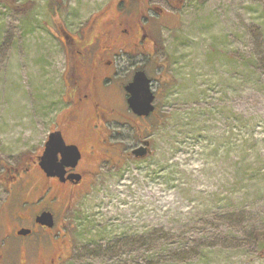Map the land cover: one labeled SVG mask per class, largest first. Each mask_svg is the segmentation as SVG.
<instances>
[{"label": "rangeland", "instance_id": "374dc122", "mask_svg": "<svg viewBox=\"0 0 264 264\" xmlns=\"http://www.w3.org/2000/svg\"><path fill=\"white\" fill-rule=\"evenodd\" d=\"M144 1L165 11H148L155 51L139 63L156 110L108 123L119 148L69 213L63 264H264V0ZM129 2L133 16L138 0H0V182L67 114L60 27L80 36ZM141 132L150 153L136 158Z\"/></svg>", "mask_w": 264, "mask_h": 264}, {"label": "flooded vegetation", "instance_id": "af4514ba", "mask_svg": "<svg viewBox=\"0 0 264 264\" xmlns=\"http://www.w3.org/2000/svg\"><path fill=\"white\" fill-rule=\"evenodd\" d=\"M138 1L135 15L128 16L126 11L130 2L126 7L120 3L115 6V18L99 22L107 13L103 11L80 36L60 27L57 36L60 34L66 51L64 100L68 111L53 131H61L67 145L78 147L80 159L75 167L65 166L63 173L46 172L39 163L46 141L37 158L5 167L0 182L4 192L0 204V264H63L71 252L66 233L69 213L83 186L97 173L93 167L109 160L119 148L108 141L111 135L108 123L147 118L130 110L125 86L138 70H145L139 66L144 56H151L155 51L156 39L149 32L148 23L152 19L148 11L157 10L159 17L165 11L150 2ZM177 2L183 0H173ZM131 67L130 80L121 87V98L114 81L120 71ZM85 118L88 130L80 133V140L69 139V134L76 132ZM141 134L130 155L134 149L144 146ZM61 160L62 155L58 153V161ZM44 214L51 215V225L42 219Z\"/></svg>", "mask_w": 264, "mask_h": 264}, {"label": "water", "instance_id": "95a60500", "mask_svg": "<svg viewBox=\"0 0 264 264\" xmlns=\"http://www.w3.org/2000/svg\"><path fill=\"white\" fill-rule=\"evenodd\" d=\"M125 90L128 92L129 97L127 99L130 110L140 117H148L155 111V93L152 89V79L147 75L144 70H138L130 83L125 86ZM60 146L68 150V159L65 160L64 153L59 152L62 155V160H57L55 164L51 161V154L54 147ZM150 142L145 141L144 146L133 150V154L136 158H144L150 153ZM80 159V152L76 145H67L61 131H54L49 135V139L46 143L45 150L40 156V166L43 170L48 172L49 170H55L56 172L63 173L65 166L75 167ZM44 221L51 225V215L44 214L42 216ZM26 234V232H23Z\"/></svg>", "mask_w": 264, "mask_h": 264}, {"label": "snow or ice", "instance_id": "6c2138e0", "mask_svg": "<svg viewBox=\"0 0 264 264\" xmlns=\"http://www.w3.org/2000/svg\"><path fill=\"white\" fill-rule=\"evenodd\" d=\"M59 152H63L64 153L65 160L68 159V150L64 149L63 147L56 146V147L53 148L52 154H51V161H52L53 164H55V162L57 160V153H59Z\"/></svg>", "mask_w": 264, "mask_h": 264}, {"label": "trees", "instance_id": "16d2710c", "mask_svg": "<svg viewBox=\"0 0 264 264\" xmlns=\"http://www.w3.org/2000/svg\"><path fill=\"white\" fill-rule=\"evenodd\" d=\"M56 6H57V8L59 9L60 5H59L58 3H56ZM51 15L55 18V17H57L59 14H58L57 10H53V11L51 12ZM64 81H65V84H66L67 79H66V77H65V74H64ZM66 89H67V84H66ZM66 89H65V93H66ZM151 116H152V115H151ZM67 260H68V259H67Z\"/></svg>", "mask_w": 264, "mask_h": 264}]
</instances>
